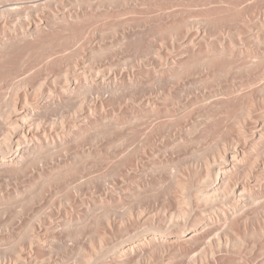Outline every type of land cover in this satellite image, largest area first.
Returning a JSON list of instances; mask_svg holds the SVG:
<instances>
[{
	"label": "bare ground",
	"instance_id": "1",
	"mask_svg": "<svg viewBox=\"0 0 264 264\" xmlns=\"http://www.w3.org/2000/svg\"><path fill=\"white\" fill-rule=\"evenodd\" d=\"M0 248L264 264V0H0Z\"/></svg>",
	"mask_w": 264,
	"mask_h": 264
},
{
	"label": "rangeland",
	"instance_id": "2",
	"mask_svg": "<svg viewBox=\"0 0 264 264\" xmlns=\"http://www.w3.org/2000/svg\"><path fill=\"white\" fill-rule=\"evenodd\" d=\"M122 235H125V234H123L122 233ZM126 236V235H125ZM0 249H3V248H0ZM4 249H6V248H4ZM201 250V248H194L192 251H193V253L192 254H194V253H198L199 251ZM189 256H186L184 259H182L183 257H179V258H176V260H173V261H163V263L159 260L157 263L156 262H153L152 264H175V263H178V264H187V262H188V260H186L187 258H188ZM181 260V262H179ZM182 260H184V261H182ZM178 261V262H177ZM186 261V262H185ZM115 262V261H114ZM114 262H112V264H115ZM116 264H136V263H134V262H128V263H121V262H117Z\"/></svg>",
	"mask_w": 264,
	"mask_h": 264
}]
</instances>
